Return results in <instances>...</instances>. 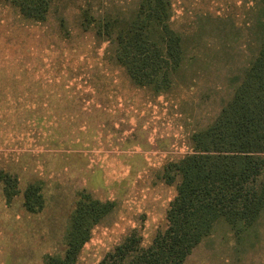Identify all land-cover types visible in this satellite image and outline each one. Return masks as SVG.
Here are the masks:
<instances>
[{
  "label": "rangeland",
  "instance_id": "obj_1",
  "mask_svg": "<svg viewBox=\"0 0 264 264\" xmlns=\"http://www.w3.org/2000/svg\"><path fill=\"white\" fill-rule=\"evenodd\" d=\"M138 1L52 0L43 21L25 19L0 1V57L15 61L10 73L0 64V141L12 139L0 142V155L15 149L21 191L33 184L43 192L39 180L50 175L54 182L37 212L23 207L21 195L6 202L0 190V264H43L46 254L63 251L73 194L85 191L69 195L77 182L114 206L76 264H97L133 228L149 245L175 195L157 170L191 149V133L218 112L233 90L230 79L257 51L260 0H170L169 24L184 50L176 82L162 91L136 85L116 62L115 44L97 34V21L105 14L129 20ZM9 87L13 96L6 95ZM116 158L127 163L119 173ZM101 160H109L102 164L109 182ZM225 242L200 245L185 264H219ZM236 243L255 246L243 264H264V229L261 239Z\"/></svg>",
  "mask_w": 264,
  "mask_h": 264
},
{
  "label": "trees",
  "instance_id": "obj_2",
  "mask_svg": "<svg viewBox=\"0 0 264 264\" xmlns=\"http://www.w3.org/2000/svg\"><path fill=\"white\" fill-rule=\"evenodd\" d=\"M1 1L36 21L46 18L52 3ZM260 2L258 48L247 66L230 79V97L191 133V149L164 164L161 177L175 184L164 227L156 230L147 246L133 228L97 264H185L218 218L238 233L264 208V0ZM170 15V0H139L129 20L120 23L105 14L97 21V34L115 44L116 62L136 85L162 91L176 82L184 50L181 36L169 24ZM0 180L9 202L18 192V180L2 170ZM23 197L27 210L42 208L39 185H28ZM113 206V201L80 191L65 229L62 255L46 254L43 264H75L91 228Z\"/></svg>",
  "mask_w": 264,
  "mask_h": 264
},
{
  "label": "crops",
  "instance_id": "obj_3",
  "mask_svg": "<svg viewBox=\"0 0 264 264\" xmlns=\"http://www.w3.org/2000/svg\"><path fill=\"white\" fill-rule=\"evenodd\" d=\"M2 2H5V1H2ZM5 3H8V2H5ZM8 4H10V3H8ZM11 6H13V5H11ZM14 8L18 11V9L16 7H14ZM18 13L23 18L29 19V18L24 17L19 11H18ZM29 20H32V19H29ZM14 62L15 61H14L13 57H0V64H5L6 65V67H5L6 73H10L11 72V69L13 68L12 64L14 65ZM21 94L24 95V92H22ZM6 95L7 96H11V95L13 96L14 95L13 92L10 91V87H9V90L6 91ZM7 110L12 111V109H7ZM39 110H40V108L38 109V111ZM42 111L45 112V109L42 110ZM39 119H41V118H39ZM38 126H39V124H38ZM54 128H57V127H54ZM9 133H11V132L9 131ZM9 136H13V134H11V135L9 134ZM80 138H83V137L81 136ZM77 141H80V140H77ZM0 142H5V141H0ZM9 142L11 143L12 139H6L5 143L8 144ZM45 142L52 143L54 141H45ZM69 142H73V141L70 140ZM14 151H15L14 148H7L5 150V155H0V170H2L3 172L9 173V174L12 173V175H13V169H14V166H13L14 165V157H13ZM113 158L114 157H109L110 160L113 159ZM114 160L115 161L117 160V162H116L117 165L115 164L116 165L115 168H117L118 173L126 168L127 163L123 165V163H121V161L119 162V160H123V159L116 158ZM169 160H171V159H169ZM108 162H109V160L108 161L101 160V170H102V174L104 175V177H107V181L109 182L112 179H111L110 175L103 169V165H102L103 163H108ZM123 162H125V160H123ZM131 163H132V161H131ZM136 164H137V166L138 165L142 166V164H140V163H136ZM156 164H157V161H156ZM134 167H135V170H136L137 167H136L135 164H134ZM142 167H144V166H142ZM156 167H158V166H156ZM163 167H164V165L161 168L162 170H157V173H161L163 171ZM111 174H115V172H113ZM75 175H76V173L72 174V176H75ZM133 177H134V175H133ZM52 179H53V177L50 175L48 177V179L44 178V180H42V179L39 180L40 185H42V191H43V192H41L42 197H43V206H44L45 199H46L45 192L48 191L49 186H50L51 183L54 184ZM137 179H138V175L135 176V179H134L135 189H136V181H137ZM158 180L162 181L164 184L172 185L174 187V191H175V184L166 183L163 180L162 177L160 179H158ZM107 183L103 184L104 187L106 188L105 189V193L106 194L108 192H110L107 189ZM84 184H85V182H77L74 186H72L73 189H68L69 190V195L71 196L70 192L71 193H75V192H77L78 189H80V190L84 189L86 192L90 193L94 198L100 200V198H98V196H100V195L97 193V190H96V194H97L96 195L95 191L93 189L90 190ZM18 186H19V180H18V183H17L18 192L15 195L12 196V198L10 199L9 202L6 199V202L11 203L16 196L21 195V202H22L23 207L25 208V206H24V197H23V192H24L25 189L21 191ZM0 190L4 191V183H3L2 180H0ZM100 190L103 191L104 189L100 188ZM73 196H74V201L72 202L71 206H69V208H68L69 217H70L72 211L74 210V208L76 206L77 199H78V194H76V196H75V194H73ZM100 197H102V196H100ZM5 198H6V196H5ZM114 198H116V197H114ZM172 198L170 199V201L172 200ZM169 202H168V204H169ZM168 204H167V207H168ZM43 206H42V208H43ZM167 207H166V209H167ZM41 209H39V210H41ZM166 209H165V206H164L163 207V211L165 210V213H166ZM27 211H29V210H27ZM29 212H33V211H29ZM34 212H37V211H34ZM69 217H68V219H69ZM101 219L96 224H94L93 227L91 228V235H92V232H93L94 228L101 222ZM263 229H264V208L260 211V213L258 214L256 219L250 225L246 226L245 228H243L238 233L235 232L232 229L230 224L224 218H218L214 222L211 231L206 236H204L202 238V240L195 247H193L192 250H196L200 245H202L201 246V249H202L206 244L209 243V241L214 240V238L215 239H222V240H225L226 242L224 244L225 247H224V250H223L222 254L218 255V260L219 261H220V258H222V260H221V262L219 264H243V261L245 259L248 260V258L251 257L255 246L253 245V243H250L249 246L248 245L239 246L240 249H238L237 248L238 247V243H236V240H253V241H255L257 239H261V230H263ZM62 250H64V242H63ZM191 252H190V254L188 256H191V254H192ZM62 253H63V251L61 253L51 254V255H62ZM76 262H77V260H76ZM248 262H249V260H248ZM193 263L194 262H192V264ZM194 264H205V262H195Z\"/></svg>",
  "mask_w": 264,
  "mask_h": 264
}]
</instances>
